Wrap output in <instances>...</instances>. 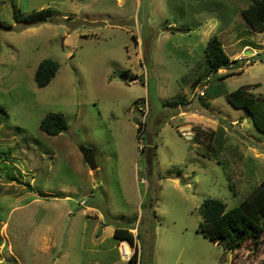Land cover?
I'll use <instances>...</instances> for the list:
<instances>
[{
  "label": "rangeland",
  "instance_id": "obj_1",
  "mask_svg": "<svg viewBox=\"0 0 264 264\" xmlns=\"http://www.w3.org/2000/svg\"><path fill=\"white\" fill-rule=\"evenodd\" d=\"M252 3L0 0V264H137L116 228L139 264H264V234L231 252L200 231L206 199L232 209L264 180V133L227 99L242 86L264 98ZM44 9L47 21L17 19ZM213 36L233 62L208 74ZM44 60L59 69L40 89ZM49 112L66 132L41 130Z\"/></svg>",
  "mask_w": 264,
  "mask_h": 264
},
{
  "label": "trees",
  "instance_id": "obj_2",
  "mask_svg": "<svg viewBox=\"0 0 264 264\" xmlns=\"http://www.w3.org/2000/svg\"><path fill=\"white\" fill-rule=\"evenodd\" d=\"M248 23L258 32L264 33V0H253L247 10L243 12ZM53 15L51 9H44L29 16L17 18L29 24L47 21ZM135 39V36L133 37ZM204 60L208 66V74L218 73L232 64V60L226 54L223 42L218 36H213L204 49ZM59 66L51 60L42 61L35 73L34 81L38 88L47 87L56 77ZM126 78L128 71L123 73ZM129 75V76H128ZM232 75L225 76L230 77ZM136 76H132L134 80ZM228 102L236 109H244L250 115L253 125L258 131L264 133V98L248 92L245 86L227 93ZM183 99L168 102L169 107H178ZM41 130L49 136H58L68 130V122L65 115L57 112H49L41 121ZM141 127L138 128L140 132ZM202 223L200 231L211 241L224 242L226 250L238 251L245 243L251 242L254 250L260 249L259 238L264 234V180L256 187L248 199L238 206L227 209V205L219 199H206L201 206ZM113 237L117 241H128L132 246L136 243V237L130 229L116 228ZM134 256L131 262H137Z\"/></svg>",
  "mask_w": 264,
  "mask_h": 264
},
{
  "label": "built area",
  "instance_id": "obj_3",
  "mask_svg": "<svg viewBox=\"0 0 264 264\" xmlns=\"http://www.w3.org/2000/svg\"><path fill=\"white\" fill-rule=\"evenodd\" d=\"M118 247L120 249V252L124 260L131 262L134 256H137V258H140V251L136 243L134 246H132L127 241H121Z\"/></svg>",
  "mask_w": 264,
  "mask_h": 264
},
{
  "label": "water",
  "instance_id": "obj_4",
  "mask_svg": "<svg viewBox=\"0 0 264 264\" xmlns=\"http://www.w3.org/2000/svg\"><path fill=\"white\" fill-rule=\"evenodd\" d=\"M250 54V52H248ZM83 158L85 163L89 166L92 171L97 170L94 154L91 150H83Z\"/></svg>",
  "mask_w": 264,
  "mask_h": 264
},
{
  "label": "crops",
  "instance_id": "obj_5",
  "mask_svg": "<svg viewBox=\"0 0 264 264\" xmlns=\"http://www.w3.org/2000/svg\"><path fill=\"white\" fill-rule=\"evenodd\" d=\"M108 227H110V226H108ZM114 231H115V229L113 230V233L112 234H114ZM141 258H142V256H140V258H138V261L136 262L137 264H139V262L141 263Z\"/></svg>",
  "mask_w": 264,
  "mask_h": 264
},
{
  "label": "clouds",
  "instance_id": "obj_6",
  "mask_svg": "<svg viewBox=\"0 0 264 264\" xmlns=\"http://www.w3.org/2000/svg\"><path fill=\"white\" fill-rule=\"evenodd\" d=\"M137 241V240H136ZM119 242H121V241H119ZM128 242V241H127Z\"/></svg>",
  "mask_w": 264,
  "mask_h": 264
}]
</instances>
